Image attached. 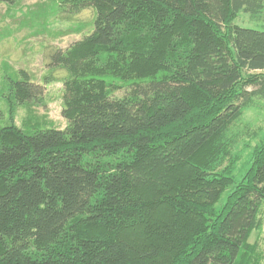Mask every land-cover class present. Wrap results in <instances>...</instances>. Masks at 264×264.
Returning a JSON list of instances; mask_svg holds the SVG:
<instances>
[{
    "label": "trees",
    "instance_id": "16d2710c",
    "mask_svg": "<svg viewBox=\"0 0 264 264\" xmlns=\"http://www.w3.org/2000/svg\"><path fill=\"white\" fill-rule=\"evenodd\" d=\"M74 2L93 32L0 84V264H264V138L235 175L264 32L234 25L264 0ZM55 81L66 128H19Z\"/></svg>",
    "mask_w": 264,
    "mask_h": 264
},
{
    "label": "rangeland",
    "instance_id": "374dc122",
    "mask_svg": "<svg viewBox=\"0 0 264 264\" xmlns=\"http://www.w3.org/2000/svg\"><path fill=\"white\" fill-rule=\"evenodd\" d=\"M76 6L74 0H18L14 5L0 4V84L6 74L25 70L34 82L44 85L43 79L49 74V54L55 49H69L94 30L93 9ZM234 25L264 32V7L256 14L241 12ZM124 92L118 91L115 96L123 97ZM63 96L61 81L47 85L43 104L18 108L16 125L27 130L38 122L45 127L65 129ZM3 110L6 122L10 123L5 106ZM239 132V147L249 144L250 149L243 151L242 160L237 164L238 179L250 164L247 161L251 149L264 138V98L256 99L245 111ZM259 219L261 227L253 232L250 243L257 245L264 256V206Z\"/></svg>",
    "mask_w": 264,
    "mask_h": 264
}]
</instances>
